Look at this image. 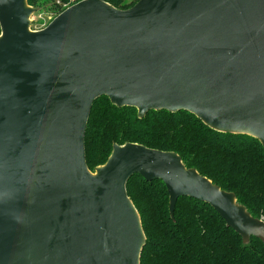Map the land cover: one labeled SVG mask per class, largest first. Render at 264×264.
Instances as JSON below:
<instances>
[{"label": "water", "instance_id": "obj_1", "mask_svg": "<svg viewBox=\"0 0 264 264\" xmlns=\"http://www.w3.org/2000/svg\"><path fill=\"white\" fill-rule=\"evenodd\" d=\"M27 0H0V264H140L130 177L208 204L244 242L264 220L174 152L113 145L89 170L85 131L105 96L137 117L186 111L264 148V0H80L30 29Z\"/></svg>", "mask_w": 264, "mask_h": 264}, {"label": "trees", "instance_id": "obj_2", "mask_svg": "<svg viewBox=\"0 0 264 264\" xmlns=\"http://www.w3.org/2000/svg\"><path fill=\"white\" fill-rule=\"evenodd\" d=\"M103 1L127 9L138 0ZM84 142L91 171L106 162L113 145L174 152L186 168L232 192L252 217H264V148L251 136L214 131L186 111L152 110L139 119L135 108H118L101 96L92 104ZM126 192L145 235L140 264H264V240L244 242L208 204L179 197L171 218L163 182L139 174L129 178Z\"/></svg>", "mask_w": 264, "mask_h": 264}, {"label": "rangeland", "instance_id": "obj_3", "mask_svg": "<svg viewBox=\"0 0 264 264\" xmlns=\"http://www.w3.org/2000/svg\"><path fill=\"white\" fill-rule=\"evenodd\" d=\"M76 2H78V0H66L63 2L62 0H32L31 7L34 8L35 11L30 17V29L39 30L44 28L60 12Z\"/></svg>", "mask_w": 264, "mask_h": 264}, {"label": "built area", "instance_id": "obj_4", "mask_svg": "<svg viewBox=\"0 0 264 264\" xmlns=\"http://www.w3.org/2000/svg\"><path fill=\"white\" fill-rule=\"evenodd\" d=\"M264 220V219H263Z\"/></svg>", "mask_w": 264, "mask_h": 264}]
</instances>
